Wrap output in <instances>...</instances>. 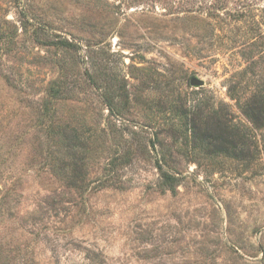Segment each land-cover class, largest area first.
Segmentation results:
<instances>
[{"label": "rangeland", "instance_id": "1", "mask_svg": "<svg viewBox=\"0 0 264 264\" xmlns=\"http://www.w3.org/2000/svg\"><path fill=\"white\" fill-rule=\"evenodd\" d=\"M257 92L264 0H0V264H264Z\"/></svg>", "mask_w": 264, "mask_h": 264}, {"label": "trees", "instance_id": "2", "mask_svg": "<svg viewBox=\"0 0 264 264\" xmlns=\"http://www.w3.org/2000/svg\"><path fill=\"white\" fill-rule=\"evenodd\" d=\"M257 36V35H256ZM255 38V36H254ZM256 42H252L251 46H256ZM260 50L252 48L249 51V57L253 60L254 54H259ZM242 114L256 129L264 128V92H257L247 97L240 105ZM191 130L194 139L198 140L202 147L209 149L215 147L216 151L226 152L227 148H231L237 153L240 148L238 139H234L228 143L227 125L220 120H212L209 114L202 116L197 114L196 118L191 120ZM161 173V185L172 189L176 177L162 167H159Z\"/></svg>", "mask_w": 264, "mask_h": 264}, {"label": "water", "instance_id": "3", "mask_svg": "<svg viewBox=\"0 0 264 264\" xmlns=\"http://www.w3.org/2000/svg\"><path fill=\"white\" fill-rule=\"evenodd\" d=\"M190 84L193 86H199V85H203V81L196 77H192L190 78Z\"/></svg>", "mask_w": 264, "mask_h": 264}]
</instances>
